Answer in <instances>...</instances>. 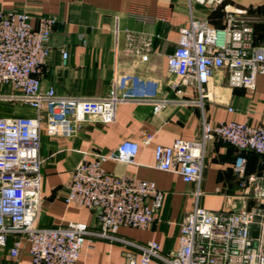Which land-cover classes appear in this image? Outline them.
<instances>
[{"label":"built area","instance_id":"obj_1","mask_svg":"<svg viewBox=\"0 0 264 264\" xmlns=\"http://www.w3.org/2000/svg\"><path fill=\"white\" fill-rule=\"evenodd\" d=\"M200 4H222L224 0H189ZM225 26L216 28L205 19H191L180 30L167 68L179 96L194 86L199 100L185 105L203 106L210 99L208 86L218 71L224 70L232 88L253 92L257 79L264 76V46L255 45V18L246 11L225 8ZM26 12H7L0 2V103L11 102L31 108L34 117H0V250L9 248L17 260L28 245L32 264H77L88 239L121 242L140 252V259L127 253L129 264H264V171L247 173L245 152L264 159V126L236 121H204L200 140H176L171 146L155 148L156 168L179 174L186 184L197 186V204L180 224L179 247L162 254L159 243L146 244L121 239V227L148 229L164 209L165 194L155 182L118 176L105 169L108 162L136 165L141 145H151L154 134L145 132L141 142L125 141L108 154H94L75 169L68 184L67 204L94 212L99 229L84 223L42 228L43 131L50 137H75L82 124L93 120L112 124L118 108L128 102H147L159 114L171 100L143 98L137 92L138 77L116 73L108 95L99 98L58 95L54 88L44 90L42 75L52 55V35L56 16L38 18ZM133 52L141 62L149 58V46ZM63 66L70 57L61 50ZM233 112L232 108H229ZM217 138L234 146V171L245 193L252 194L256 206L233 212L226 220L200 207L201 184L208 143ZM264 164V160H263ZM257 232V237L254 233Z\"/></svg>","mask_w":264,"mask_h":264},{"label":"crops","instance_id":"obj_2","mask_svg":"<svg viewBox=\"0 0 264 264\" xmlns=\"http://www.w3.org/2000/svg\"><path fill=\"white\" fill-rule=\"evenodd\" d=\"M7 12H26L34 19L56 16L58 23L52 35V55L44 68L42 87L54 88L58 95L99 98L108 95L118 73L138 77L137 92L145 98L171 100L159 114L147 102H128L119 106L117 120L102 124L89 120L72 138L50 137L43 131L42 228L84 223L91 230L99 229L93 211L67 204L68 184L77 166L91 161L94 154H108L125 141L141 142L145 132L154 134L151 145H141L136 165L108 162L105 169L118 176L129 175L138 180L155 182L164 192V209L148 229L121 227L118 236L130 242L160 244L162 254L170 255L179 247L180 224L197 204V186L186 184L176 173L156 168L155 148L171 146L176 140L194 141L202 137L203 123L236 121L264 126V76L257 79L253 92L232 88L226 72L218 71L210 80V99L203 106L185 105L183 101L199 100L198 90L189 85L179 96L172 85L167 68L168 56L176 49L180 30L191 19H205L211 26H225V8L246 11L255 18L254 41L264 46V0H224L222 4H200L189 0H0ZM147 62L134 54L146 50ZM70 57L63 66L61 50ZM23 116L34 117L35 111L22 106ZM233 109V112L229 111ZM23 112V110H22ZM247 173L261 175L263 157L244 153ZM237 150L222 139L208 143L201 184L200 207L223 219L242 208L253 209L252 194L245 193L234 171ZM8 248L0 250V264H32L26 245L17 260ZM140 259V252L121 242L102 238L88 239L77 264H129L126 254ZM151 264H162L153 260Z\"/></svg>","mask_w":264,"mask_h":264},{"label":"rangeland","instance_id":"obj_3","mask_svg":"<svg viewBox=\"0 0 264 264\" xmlns=\"http://www.w3.org/2000/svg\"><path fill=\"white\" fill-rule=\"evenodd\" d=\"M24 110L25 109L22 108L20 103H0V117L23 116V114H25Z\"/></svg>","mask_w":264,"mask_h":264},{"label":"water","instance_id":"obj_4","mask_svg":"<svg viewBox=\"0 0 264 264\" xmlns=\"http://www.w3.org/2000/svg\"><path fill=\"white\" fill-rule=\"evenodd\" d=\"M257 235H258L257 232H255V233H254V236L257 237Z\"/></svg>","mask_w":264,"mask_h":264},{"label":"trees","instance_id":"obj_5","mask_svg":"<svg viewBox=\"0 0 264 264\" xmlns=\"http://www.w3.org/2000/svg\"><path fill=\"white\" fill-rule=\"evenodd\" d=\"M23 106V105H22Z\"/></svg>","mask_w":264,"mask_h":264}]
</instances>
